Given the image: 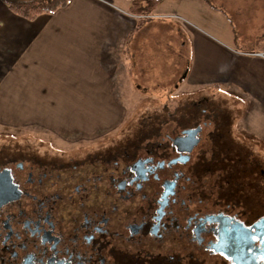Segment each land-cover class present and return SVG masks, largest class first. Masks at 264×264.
Masks as SVG:
<instances>
[{
    "label": "flooded vegetation",
    "instance_id": "flooded-vegetation-1",
    "mask_svg": "<svg viewBox=\"0 0 264 264\" xmlns=\"http://www.w3.org/2000/svg\"><path fill=\"white\" fill-rule=\"evenodd\" d=\"M194 106L85 150L45 133L0 140V264H235L224 250L253 219L224 160L243 149L228 113Z\"/></svg>",
    "mask_w": 264,
    "mask_h": 264
},
{
    "label": "crops",
    "instance_id": "crops-1",
    "mask_svg": "<svg viewBox=\"0 0 264 264\" xmlns=\"http://www.w3.org/2000/svg\"><path fill=\"white\" fill-rule=\"evenodd\" d=\"M218 1L157 0L150 15L178 17L146 19L130 12V0H69L27 20L0 0V125L48 126L69 140L81 138L83 127L109 125L141 92L140 81L152 78L142 70L148 48L169 56L150 86L232 80L235 92L253 96V60L264 61V42L235 47L224 10L252 9L253 0ZM239 14L252 24L253 15Z\"/></svg>",
    "mask_w": 264,
    "mask_h": 264
},
{
    "label": "rangeland",
    "instance_id": "rangeland-1",
    "mask_svg": "<svg viewBox=\"0 0 264 264\" xmlns=\"http://www.w3.org/2000/svg\"><path fill=\"white\" fill-rule=\"evenodd\" d=\"M213 1L216 5L221 2L218 0ZM248 1L250 0H235L240 4ZM224 7L225 13L232 24L235 47L247 50L259 49L258 47L264 42V0H253L252 9L243 7V9L240 8L239 11H236L234 7H231V9L229 6ZM242 11H247V14L253 15L252 24L248 22L247 18H243L239 14ZM235 12L239 13L236 14ZM147 14L152 13L150 11ZM240 20H243V22ZM251 28L253 32L249 30ZM212 34L215 35L214 37L217 36L214 33ZM237 37L239 41H236ZM176 49L177 51L183 50L177 44ZM167 57L169 56L160 47L153 51L148 48L145 60H142V70H145V74H150L149 77L152 78L150 80H139L143 84V86H140L141 92L130 95V105L126 110L113 112L112 117L110 116L109 121H107L109 125L82 128V133H80L82 135L80 138L82 150H85L84 146L89 147L87 145H91L92 142L105 140V134L112 136L114 142H118L135 134L143 122L179 118L187 110L196 108L194 104L205 105L206 111L212 107L219 108L218 112L221 114L228 113L226 115H229L232 119V134L243 149L238 154L240 157L235 158L236 162L233 159L224 160V162H231L237 168L236 180L240 184L237 193L241 200L239 201L240 205L236 206V210L240 211L242 220H256L264 214V61L253 60V96H251L247 93L241 94L243 90L237 89L235 92L232 89L234 87L232 80L226 84L211 82L195 83L192 86L179 82L177 88L171 84L157 87L150 86V83L157 79V76H162V73L166 70L165 59ZM188 60H192V57L189 56ZM143 87L144 89H142ZM204 115L199 111L198 117L204 118ZM85 118L82 115V121ZM45 128L49 129V132H45L43 130ZM43 133L57 135V132L48 126L0 125V140L2 143H6L11 139L23 142L30 135H42ZM214 176H217V174H214ZM211 182H216L213 176L209 179V183ZM212 259L214 258H210L208 263H212Z\"/></svg>",
    "mask_w": 264,
    "mask_h": 264
},
{
    "label": "water",
    "instance_id": "water-1",
    "mask_svg": "<svg viewBox=\"0 0 264 264\" xmlns=\"http://www.w3.org/2000/svg\"><path fill=\"white\" fill-rule=\"evenodd\" d=\"M195 143V132L188 131ZM240 229L234 234L235 242H229L225 254L232 259L235 264H257L258 259L264 261V214L253 221L249 227H244L238 223ZM252 248L251 252L248 251Z\"/></svg>",
    "mask_w": 264,
    "mask_h": 264
},
{
    "label": "trees",
    "instance_id": "trees-1",
    "mask_svg": "<svg viewBox=\"0 0 264 264\" xmlns=\"http://www.w3.org/2000/svg\"><path fill=\"white\" fill-rule=\"evenodd\" d=\"M13 13L32 20L42 13H53L58 8L67 5L69 0H1ZM157 4V0H130L129 10L135 15L150 12ZM144 19H139V23Z\"/></svg>",
    "mask_w": 264,
    "mask_h": 264
},
{
    "label": "built area",
    "instance_id": "built-area-1",
    "mask_svg": "<svg viewBox=\"0 0 264 264\" xmlns=\"http://www.w3.org/2000/svg\"><path fill=\"white\" fill-rule=\"evenodd\" d=\"M144 17L145 18H154V17H158V18H162V17H164V18H176V17H178L176 14H168V15H157V16H154V15H150V14H146V15H144Z\"/></svg>",
    "mask_w": 264,
    "mask_h": 264
}]
</instances>
